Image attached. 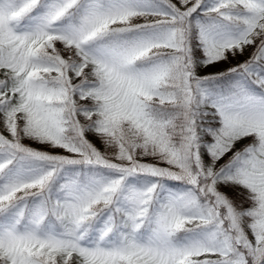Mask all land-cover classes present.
Listing matches in <instances>:
<instances>
[{
	"label": "snow or ice",
	"instance_id": "snow-or-ice-1",
	"mask_svg": "<svg viewBox=\"0 0 264 264\" xmlns=\"http://www.w3.org/2000/svg\"><path fill=\"white\" fill-rule=\"evenodd\" d=\"M0 264H264V0H0Z\"/></svg>",
	"mask_w": 264,
	"mask_h": 264
}]
</instances>
